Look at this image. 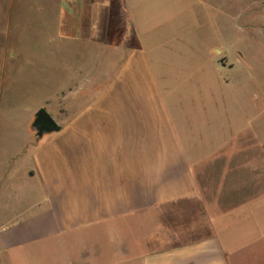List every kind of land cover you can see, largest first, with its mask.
Masks as SVG:
<instances>
[{"label":"crops","instance_id":"1","mask_svg":"<svg viewBox=\"0 0 264 264\" xmlns=\"http://www.w3.org/2000/svg\"><path fill=\"white\" fill-rule=\"evenodd\" d=\"M202 4L119 0L125 43H110L108 3L59 0L55 32L25 58L38 99L2 114L27 128L43 110L57 127L0 147V200L26 201L0 220L11 264H264V147L197 145L173 96L188 67L169 43Z\"/></svg>","mask_w":264,"mask_h":264},{"label":"rangeland","instance_id":"2","mask_svg":"<svg viewBox=\"0 0 264 264\" xmlns=\"http://www.w3.org/2000/svg\"><path fill=\"white\" fill-rule=\"evenodd\" d=\"M203 1L207 6L196 5L190 10V16L198 21L194 19L193 25H186L184 40L178 37L169 43L174 48L166 54L173 57L170 62L188 67L177 73L179 79L185 77L186 85L174 91L173 96L188 105L197 145L264 147V0ZM87 2L109 4L106 40L125 43L126 18L119 0ZM58 4L59 0H0V147H15L26 136L39 138L33 125L38 112L27 128L23 122L13 126L2 114L23 111L38 99L25 89V58L41 48V41L33 38L55 32ZM130 44L131 39L126 42ZM182 44L185 51L180 53L177 49ZM214 46L213 56L225 69L216 71L212 62L206 61L207 51L210 53ZM20 65V87L13 88L14 82L10 85ZM12 94L13 102L9 99ZM200 101L205 104L203 111ZM25 202L1 199L0 220L8 219ZM0 264H11L6 253H0Z\"/></svg>","mask_w":264,"mask_h":264},{"label":"water","instance_id":"3","mask_svg":"<svg viewBox=\"0 0 264 264\" xmlns=\"http://www.w3.org/2000/svg\"><path fill=\"white\" fill-rule=\"evenodd\" d=\"M33 125L36 128L39 137H41L46 131L57 130V127L55 126L53 120L45 111L41 112L38 115V118Z\"/></svg>","mask_w":264,"mask_h":264},{"label":"trees","instance_id":"4","mask_svg":"<svg viewBox=\"0 0 264 264\" xmlns=\"http://www.w3.org/2000/svg\"><path fill=\"white\" fill-rule=\"evenodd\" d=\"M109 42L110 43H112L113 41L111 40V39H109ZM137 46V44H136V41H135V39L133 38V39H131V44H130V48H135ZM41 112H43V110H40L38 113H37V115H36V119L38 118V115L41 113Z\"/></svg>","mask_w":264,"mask_h":264}]
</instances>
